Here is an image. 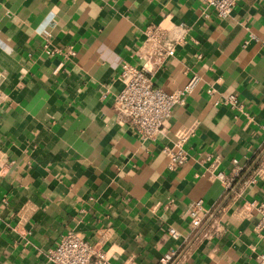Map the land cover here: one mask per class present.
<instances>
[{"label": "crops", "instance_id": "crops-1", "mask_svg": "<svg viewBox=\"0 0 264 264\" xmlns=\"http://www.w3.org/2000/svg\"><path fill=\"white\" fill-rule=\"evenodd\" d=\"M161 22L189 30L155 85L199 80L143 140L114 97ZM187 128L188 160L170 168L163 149ZM236 162L227 189L215 174ZM263 163L264 0H239L227 18L205 0H0V264H52L69 231L101 242L111 264H160L173 248L174 264H258L264 229L248 202H264ZM198 200L210 213L194 233Z\"/></svg>", "mask_w": 264, "mask_h": 264}, {"label": "built area", "instance_id": "built-area-1", "mask_svg": "<svg viewBox=\"0 0 264 264\" xmlns=\"http://www.w3.org/2000/svg\"><path fill=\"white\" fill-rule=\"evenodd\" d=\"M239 0H205L214 13L221 17H229ZM188 26L184 22L169 24H150L145 29L144 42L139 51L138 64L124 62L119 79L123 87L114 97V110L121 122L131 124L143 140H153L162 134L167 127L173 109L186 103L187 97L193 92L199 78L194 76L186 85L173 91H166L154 83L155 74L166 60L174 56L186 40ZM226 103L236 106L237 97L230 95ZM193 133V128L180 130L176 133L171 145H166L163 152L169 158L170 168L182 167L189 154L186 143ZM214 165V164H213ZM216 166V165H215ZM244 167L236 162L230 176L218 171L215 176L224 181L227 189L232 188L236 177ZM257 174L264 176V163L260 165ZM250 208H255L258 215L257 229H264V202L251 200ZM210 210L202 200L196 201L191 210L190 226L194 233L204 226ZM171 236L181 238L175 229H169ZM181 249L173 248L164 253L160 264H174ZM52 264H111L101 242L92 243L78 231H69L62 235L57 245L47 254ZM258 264H264V253L260 254Z\"/></svg>", "mask_w": 264, "mask_h": 264}]
</instances>
